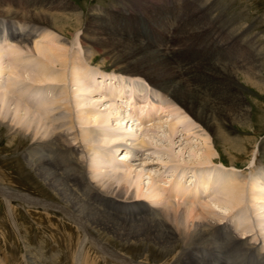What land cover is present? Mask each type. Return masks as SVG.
I'll return each instance as SVG.
<instances>
[{
  "label": "bare ground",
  "instance_id": "obj_1",
  "mask_svg": "<svg viewBox=\"0 0 264 264\" xmlns=\"http://www.w3.org/2000/svg\"><path fill=\"white\" fill-rule=\"evenodd\" d=\"M130 1V3H134V6L136 5L140 9L155 6L153 21L156 20L157 23L162 22L166 25L168 33L171 31L178 16L179 30L177 33L182 43L179 42L177 46L169 44L167 42L168 33H166L162 36L166 39L160 42L154 50L143 43H137V40L130 41V37V40L128 38L124 39L123 35L120 36L121 34L119 35L121 38L113 37L100 26L106 14H100L102 11L99 14H94V16L91 14L85 25L84 34L86 38L80 41L82 55H84L87 64L95 60L96 49L92 42L104 46L108 49V54L116 58L113 65L114 70L124 75L120 76L121 90H123V96L121 97H124L129 90L131 93L128 95V99L132 98L138 91L148 96L147 88L149 86H147V82L151 81L149 83L154 84V89L149 88L150 95L153 104L158 106L159 109L155 108L156 112H154V108L151 111H145L143 107H140L137 116L134 117L130 109L132 105L127 99L128 103L125 101L126 105L122 104L125 108L122 107V109L124 112L130 111L126 113L133 117L132 121L127 116L124 117L120 108L109 107L111 110L109 115L116 111V114L122 117L120 122H126L122 143L116 145V148L121 150V154L118 156H123L122 158L125 160L128 158L131 162H137L142 153L140 148L143 149L148 144L149 139L153 143L158 144L159 139L162 138V135L158 133H164L163 135L172 138L174 134L180 131L179 126L181 124L187 125L186 123L192 114L197 120L204 123V126L210 129L216 138L222 140L223 144H228V147L226 146L227 153L231 155V150H234V153L238 152L241 146L239 142L242 139L237 137L232 130H228L227 126L229 124L249 122L252 110L249 109L243 99V91L241 86L238 85L239 76L243 73L247 80H252L253 85L258 86L260 83L264 85V80L259 77V75L263 74L259 57L261 55L264 57V52L258 51L257 56L252 44L242 45L240 43L242 40H239L238 29L232 30L215 26L216 19L213 16L215 15V10L212 11L211 8L216 5V0ZM24 2L26 4L32 1L24 0ZM25 6L26 8L29 7L27 4ZM0 8L2 9L1 5ZM33 8H36V5ZM42 11L27 9L23 12L17 9L14 11L2 10L0 12L1 17L12 18L9 21L10 26L7 27L10 30V38L8 35L0 33V78L4 75V80L6 79L5 82L3 80V83L1 82L0 84V128L6 130L9 138H18L20 142L27 144L23 152L24 159L36 176L55 194L57 199L53 200V197V199L47 200L43 199L42 196L37 197L24 191L18 192L15 189L11 190L4 186L5 184L1 185V183L0 195L5 197L9 204L11 201L19 199L31 205L42 206L47 210L57 209V211L65 212L69 215L76 224L77 230H79V238L75 236L73 229H69L68 233L64 231L62 233L59 226L55 225L57 223L54 220L51 221L50 219L47 227L50 228L51 236L57 243H61L64 248L66 247L64 244L68 243L67 248L72 253V257L74 256L73 260L77 262L76 264H98L92 255V252L96 251V247V252L104 254L106 262L108 261L107 264H224L215 263L213 260L206 262L204 258L199 257L196 253L194 254V249L197 245L212 243L211 236L214 235L216 227L219 229L220 235L222 233L231 241L235 243L240 241L247 246L244 249L243 247L245 246L240 247L238 245V248H242L246 252L252 248L256 253L255 264H264V249L259 250L257 243L252 242L251 245V242L246 239L247 237L239 236L232 228L233 226L225 223L227 215L221 214L223 210L221 213L219 212L220 210H216V208H221V202H215L212 198L206 200L205 203H201L203 202L202 200L198 201V197L204 193L207 194L211 187H214L216 193L223 192L225 196L232 197L230 200L239 197V195L240 199H242L240 186L242 183L246 185L248 180L252 182V178H248L249 175H240L241 177L220 181L217 179L212 180L211 172H208L206 177H202V180H199L200 182L194 187V191L189 192L190 198L188 199L190 200L187 199L186 202H183L185 204L183 207V204L169 200V198H177L183 201V196L186 195L185 190L188 191L189 187L187 188V184L181 183L182 180H178L175 185L173 183L174 186L169 189L164 186L162 188L164 192L160 190L161 187L159 188L155 184L149 192L145 193H143L141 188L137 187L136 195H146L147 197L155 198L152 204H148L143 200L133 199L134 196L130 193V186L134 183L129 180L132 169L120 174L118 172L112 173V170L107 171V166L112 163L114 155H106V149L103 150L101 146H96V143L109 136L111 137L110 141H112L113 135L107 131L99 133L91 125L99 122L106 124L111 115L99 114L88 109H81L82 112L78 111L76 113L74 103L71 99L69 100L71 92L68 90V82L70 79L79 83V91H90V95L85 96L86 99L83 98L81 99L82 101L76 100L78 105H83L85 104L84 101L92 99L91 94L93 93L91 89L92 83L87 79L88 74L84 68L86 64L83 67L75 62L76 57L73 55L75 52L73 51L74 46L80 44L77 30L80 28L78 26L83 19V13L81 10H73L70 11L71 15H54L43 13ZM182 12H186V14ZM160 14H163V17L158 20ZM71 21H76L77 24H71ZM104 21L106 22V20ZM110 22L112 23V20ZM41 23L54 25L58 33L53 35L52 31L45 26L43 27ZM131 25H133V22L126 23V26ZM2 30H5V28H0V32ZM118 31L121 32L120 30ZM163 31H165L164 27ZM206 31L208 33L204 34ZM63 34H67V37L68 35L74 36L69 40ZM191 34H196L197 37L202 38L198 40L196 38L195 42L190 43L193 39L190 38ZM185 37L187 38L186 41L184 40ZM13 39H17L20 42H17L12 49L9 48L10 50L6 48L8 51L2 50L6 46H12ZM253 40H256V38ZM41 41L44 43L40 44ZM184 41L185 43H183ZM253 45L255 46V42H253ZM183 46L186 49H192L193 46V48L200 46L205 48V50L203 49L204 52H196V60L193 59L197 63H203L200 73H197L194 68L184 67L183 63L167 67L169 65L163 58V54L171 55V53H176L175 48L178 49ZM28 50L32 53L25 54V52L28 53ZM43 60H47L46 63L49 65ZM42 62L48 67H50V64H56L61 68L56 67L57 69H54L53 72H51L52 70L49 71L50 73L45 72L46 70L40 71L41 74L33 70L37 72L38 77L32 78V82L43 83L44 85L46 81H52L64 83V85L54 86L52 89L56 93L51 98L46 97L45 93L42 94L44 91L40 89H32L28 96L31 97L32 92H34L35 95H40V97L37 100L34 97L28 99L25 95H27L26 93L29 91L31 84L26 83V78L29 76L27 73L33 67L40 70L43 65ZM45 69L48 70V68ZM129 77H136L137 79L127 83L124 79H130ZM224 78L229 80L232 87L223 89L221 80ZM71 83L73 84V82ZM61 88L63 89L62 91H60ZM102 96H104L103 93L101 98H99L100 101H102ZM30 100L33 101L31 102ZM63 100L65 102L61 103ZM174 104L175 106L179 104L182 110L172 109L170 111ZM101 105L108 107L105 102ZM157 114H159V117L155 118ZM154 118L155 121L157 120L156 123ZM163 120L164 122H162ZM149 123H155V125L149 131H144L145 127L150 126L148 125ZM187 126L189 128V125ZM81 127L84 129H81ZM155 130L158 131L157 135H154ZM152 133L154 134L151 135ZM133 142H135L134 145H130ZM207 142L206 140L204 144H207ZM166 153L170 157L172 156L170 151H166ZM216 154H218L216 148L210 145L200 154L201 157L199 155L196 160H200L201 163H214V155ZM89 156L92 157L91 164H89ZM231 157H233L231 166L234 167L236 166L234 155H231ZM255 163L253 168H250V175H258L261 180L260 184L264 187V177L261 175L262 170L256 169L261 161L256 160ZM168 176L170 178L173 174ZM239 178L241 180L238 181L237 179ZM120 180H123V182L121 183ZM236 181L240 182V186H235ZM253 183H255L254 180ZM13 184L15 185V183ZM262 186L261 189L264 190ZM11 187L16 188L12 185ZM165 191L168 194L170 193L168 197ZM162 195L165 196L162 197ZM255 198L264 200V191L260 192V194L257 193ZM89 202L92 206L86 207V203L89 204ZM236 205L237 202H231L230 205L226 204L225 206L235 207ZM255 206L260 209L263 208L258 204ZM9 208L11 209V207ZM14 219L13 222L18 226L17 222L19 220L16 219L17 222H15ZM260 220L263 224L264 218L261 217ZM247 228L249 227L244 230H247ZM259 230L261 229L259 228ZM226 236L224 237L226 238ZM112 239L115 242H112ZM117 241L120 242L122 247H125L124 250L115 248L114 245L118 243ZM126 249L128 251L125 253ZM132 256L140 259L137 260ZM36 259V256L30 253L26 262L27 264H37ZM44 262L42 264H48V260ZM0 264H7V262L0 260Z\"/></svg>",
  "mask_w": 264,
  "mask_h": 264
},
{
  "label": "rangeland",
  "instance_id": "obj_2",
  "mask_svg": "<svg viewBox=\"0 0 264 264\" xmlns=\"http://www.w3.org/2000/svg\"><path fill=\"white\" fill-rule=\"evenodd\" d=\"M25 1H32L31 3H26L27 5H29V7L27 8L25 6L26 4L24 0H0V5L2 6V9L0 8V12L2 10H13L14 11L17 9L24 12L27 9H30V10L36 9V10H41V11L43 10L42 11L43 13H51L54 15H57V14L71 15L70 11H73V10L80 11L81 10L83 13V19L81 20L80 25L78 26V28L80 27L79 30H77V34L79 35L78 36L79 42L81 41V39L86 38L84 34L85 25L88 22L89 18L91 17V14L94 16V14H97V13L99 14L101 11L102 12L100 14H104V15L106 14V15L104 16L103 20L101 19L102 24H100V26L103 27L107 31L108 34L113 35V37L121 38L120 36L123 35L124 39L125 38H128V40L131 39L130 41L137 40L136 41L137 43L139 42L143 43L147 45L149 48L155 50L157 48V45L160 42H162L164 39H166L162 37L164 36L163 34L168 33L166 25H164L162 22L157 23L156 20L153 21V12L155 10V6L152 8L140 9V8H137L136 5L134 6V3H130L131 2L130 0H55V1L54 0H47V1L46 0H25ZM124 1L126 2V5ZM9 3L10 5H8ZM62 3L64 6L62 5ZM34 5H36V8H33ZM216 5L211 8L212 11L215 10V15L213 16H215L214 19H216L215 21L216 27L218 28L225 27V28H230L232 30L238 29L239 40L240 41L242 40L240 42L242 43V45L252 44L254 52L255 53L257 52L256 54L257 56H258V51L264 52V0H221V1L216 0ZM41 7H43V9H41ZM57 7H60V8H57ZM123 10L133 11L135 14L139 15V19H136L135 21V24H137V29L135 32L132 26H126L127 22L131 23L132 21L125 20L123 13H122ZM182 13L186 14V12H182ZM144 15L148 16L149 18L148 21L150 23L152 22V24L155 25L157 29V33H158L157 35L159 38L158 43L152 42V40L149 37H142L141 32L143 31L145 32L148 30V26L146 22H144L143 20ZM162 17H163V14H160L158 20H160V18ZM177 18H176L177 20L174 21L171 31H169L168 33V39H167V42L173 46H177L180 42L178 38V33H177V31L179 30V17L177 16ZM10 19L12 18L0 16V21L7 20L9 22ZM104 20H106V22ZM111 20H112V23L110 22ZM82 23H83V26H82ZM41 24L43 27L45 26L48 29H50L53 35L54 33L55 34L58 33L54 25L53 26L47 25L45 23H41ZM71 24L76 25L77 23L76 21H71ZM180 24L182 23L180 22ZM163 27L165 28L166 32L163 31ZM142 28H144V30ZM118 30H120L121 32H119ZM206 33H208V31L204 32V34ZM63 36L71 40L74 35L73 36L68 35L67 37V34H63ZM190 38H193L192 41H190V43H193L196 40L201 39L202 37H197L196 34H191ZM255 38L257 42L256 40H253ZM186 39L187 38L185 37L184 40L186 41ZM13 40L14 42L12 43V46H6L2 48V50L8 51L7 49L9 48L12 49L17 44V42H20L17 39H13ZM185 41L183 43H185ZM253 42H255V46L253 45ZM43 43L44 42L42 41L40 42V44H43ZM92 43L94 44L95 49H96L95 60L87 64V62L85 61L84 55H82L83 52H82V46L80 42L79 45L76 44L74 46L73 51L75 52L73 55L76 57L74 61L79 63L83 67L86 64L84 68L87 74L89 73V69H88L89 66H91L90 68L91 72L92 71L95 72L97 70H103V71L110 73L111 76L109 80L111 79L110 81H115V80L119 81V85L115 87V88H118L117 90H113V89L108 90L107 85L101 84V83L107 82L108 81L107 79L105 80L101 77L99 78L97 77L96 79V77L94 78L93 75L88 74L87 79H89V81H91L92 83L91 89L93 93L91 95H92L93 100L87 99L86 101H84L85 104L78 105L76 100L78 101L83 98L86 99V97L90 95V91L89 92L79 91L78 90L79 83L70 79L68 82V90L69 92H71L69 95V100L71 99V101L74 103L75 112L78 113V111L80 112L81 109H88L90 111L91 110L95 111L99 114L109 115L111 111L109 107L113 106L116 108L117 107L120 108L122 110V114L124 115V117L127 116L129 119H132L133 121V117L127 115V113L123 111L122 107L123 108L125 107L115 102L116 101L115 98L119 97L122 99L121 104L126 105V103H128L126 101L127 100L126 97L125 98L121 97L123 96V90H121L120 76L123 74L120 72H117L113 68L116 58L108 54V49L105 48L104 46L97 44L95 42H92ZM180 43H182V41ZM193 47L192 49L190 48L186 49L185 46L179 47L178 49L175 48L176 53H173V54L171 53L172 56L174 55L173 57L170 54H166V55L163 54L164 55L163 58L167 61L169 65L167 67L178 65L179 63H183L184 67L194 68V70L197 73H200L203 67V63L198 62L199 63L198 64L194 60H196L195 58L197 57L196 52L198 51L204 52L203 49L205 50V48L202 46L196 47V48H193ZM30 53H32L30 50H28V53L25 52V54H30ZM5 56L7 57V54ZM261 56L259 57V61L261 60L263 74H264V68H263L264 67V57L263 55ZM77 59L79 60V62ZM43 61H45L46 63L47 60H43ZM42 63L43 65L41 66V68L39 67L40 70L34 69L33 67V69L30 68L29 73H27L29 75L28 76L29 79H27L28 77L26 76L27 77L26 83L31 84V86H29L30 88L29 91L26 93L27 95H25V97H27L28 99L34 97L35 100H37L40 97V95H35L34 92H32L33 96L32 94H31V97L28 96V94L32 91V89L33 90L40 89L44 91L42 94L45 93L44 95L46 97L51 98L56 93V91H54V89L52 88L54 86L64 85V83L62 84L60 82H52V81H46L44 85L43 83L39 84V83L32 82L33 80L32 78L34 79L36 78L37 72H39L38 74H41L40 71L46 70L45 72L50 73L49 71L51 70H52L51 72H53L54 69L61 68L56 64L55 65L50 64V67H48L49 65L48 63H46L48 64L47 66L44 64V62ZM45 68H48V70ZM33 70H36L37 72ZM114 74H117V75H114ZM263 74L259 75V77L262 80H264ZM239 77L240 78L238 80L239 81L238 85L241 86V89L243 91V96H244L243 99L245 103L248 105L249 109L250 110L252 109V110L250 112L249 122L247 123L240 122L237 124H229L227 126L228 130L230 131L232 130L233 133L236 134L237 137H240V139H242V141L239 142V144L241 145L239 147V151L235 153H234V150L230 151L231 155H234V158H235L234 163L236 166L234 167L231 166V160L233 157H231L230 153H227L226 148L228 147V144H223L222 140L216 138L214 134H212L213 132L210 129H208L206 126H204V123L197 120L193 114L190 116L188 122L186 123L187 125H189V128L187 125L181 124L179 126L180 131L174 134L172 138H169L167 135H163L164 133H158V131L155 130V134L152 133L151 135L153 134L157 135L158 133L162 135L163 139L162 138L159 139L158 144L153 143L152 140L149 139L148 144L144 146L143 148V151L144 149L145 151L144 152L142 151L141 156L138 158L139 160H137V162L135 161L131 162L128 160V158L127 160H125L124 158H122L123 156L122 157L118 156L119 154H121V150H118L116 148V145L122 143L121 140H122V137H124L126 122H123V121L122 123L120 122V118L122 117H119L120 115L116 114V111H114L112 115L110 114L111 116L109 115L111 118L108 120V123L106 124H101L100 122L93 123L91 126L99 133H103L104 131H107L113 135L112 141H110L111 137L109 136V137H104V139L106 140L103 139L101 140L102 142L100 141L96 143L97 144L96 146L98 147L101 146L103 150L106 149L105 151L106 155H114V157H112V163L107 166V171L112 170L111 171L112 173L118 172V174H120L126 170L132 169L130 173L131 177L129 178V180L132 183L133 182L134 183L133 185L130 186V193L134 196L133 199L134 198L137 200L140 199V200L147 202L148 204H152L155 198L147 197L146 195L145 196L136 195L137 187L141 188L143 190V193H145V192H149L151 187L154 186V184L157 185L159 188L161 187L160 190H162L164 186L165 188L169 189L170 187L177 184L176 182H178V180H182L181 183L185 185L187 184L186 185L187 188L189 187L188 191L185 190L186 195L183 196L184 197L183 201L177 198H169V200L174 201L175 203L179 202L180 204H183V202H186L187 199L190 198L189 192L194 191V187L198 185V182H200L199 180H202V177H206L208 172H211V176L213 177L212 180L217 179L220 181L227 180L233 177L235 178L241 177L246 174L249 175L248 178L249 179L252 178L251 179L252 182L248 180L246 185L245 184L243 185L242 183L240 186V182H238L239 180H241L240 178L237 179L238 181H236L235 186H238V185L240 186V190L242 193V196H241L242 199H240V195H239V197H236L230 200V198L232 197L229 198V196H225L224 195L225 193L223 192L216 193L214 190V187H211L207 194L204 193L203 195L201 194L202 196L198 197V201L202 200L203 202L201 203H205L206 200H209L212 198L215 202L216 201L221 202L220 203L221 208H216V210L217 211L220 210L219 211L220 213L223 210L221 214L227 215L225 223H228L231 226H233L232 228L235 230V232L239 236H243L245 238L247 237L246 239L251 242V245H252V242L257 243L258 249L262 250V248L264 249V233L262 234V232H264L263 230L264 222L262 224L260 219L261 217L264 218V200L263 199L257 200L255 198V195L257 193L260 194V192L262 193L264 190L261 189L262 185L260 184L261 182L260 177L258 175H255L254 173H253L254 175H250V170L256 164L255 163L256 160H260L261 163H259V167L256 169H261L262 170L261 175L262 177H264V85L262 83L258 84V86L255 84L253 85L252 80L250 79L247 80L243 73ZM0 80H1L0 84L1 82L3 83L4 75H2ZM124 80L127 83L132 82L131 79H129L128 81L127 79H124ZM5 81L6 79L4 80V82ZM70 81L73 82V84ZM221 81L223 83V86H222L223 89L227 87H232V84L230 85V82L228 79L224 78ZM149 82H147V85L150 86V88H153L154 84L149 83ZM205 82H209V81H205ZM62 90L63 89L61 88L60 91ZM126 90L128 89L126 88ZM102 93L104 94V96H102V101H100L99 98H101ZM119 94H122V95H119ZM170 95L169 97H171ZM108 98L110 99V101ZM94 100L96 101L94 102ZM30 101L32 102L33 100H30ZM64 102L65 100L61 101V103H64ZM104 102L108 104V107L101 105ZM155 108L158 109V106H155ZM155 108L153 109L154 112H156ZM172 109L182 110L179 104L176 106L174 104L170 111H172ZM155 118H157L156 115H155ZM155 118H154V122L156 123L157 120L155 121ZM162 122H164V120ZM155 123H152L150 126L145 127L146 129L144 131H149L150 128L152 129ZM81 129H84V128L81 127ZM206 140L208 142L207 144H204L206 143ZM134 143L135 142L131 143L130 145H134ZM26 145H25V142H22V141L20 142V139L18 138L17 139L9 138V135L7 134L6 130L4 128H0V183L1 185L5 184L4 186L10 188L11 190L15 189L18 192L24 191L25 193L33 194L34 196L36 195L37 197L42 196L43 199L51 200L54 197L53 200H56L57 197L55 196V194L52 191H50V189L46 187L45 184L36 176V174L28 166L26 160L24 159L23 152L25 151L24 149L26 148ZM206 145L214 146V148H216L217 150L218 154L214 155V160H215L214 163H201L200 160L199 161L196 160V158H199V155L205 151L207 147ZM166 151H170V153L172 154L171 156L172 158L170 157L169 154L166 153ZM91 159L92 157L89 156V161H90L89 164H91V161H92ZM220 165H224V166H220ZM29 168L31 169V171ZM238 168L242 170V172ZM169 174L171 175L173 174V176H170L169 178L168 176ZM253 180L255 181V183H253ZM120 182L122 183L123 180H120ZM13 183H15V185ZM11 185L16 188L11 187ZM19 186L23 190L22 189L20 190ZM166 192L167 191H165V193ZM168 195H170V193L169 194L166 193L167 197ZM164 196L165 195H162V197ZM223 200L225 201L223 202ZM231 202L232 203L237 202V205L235 207L225 206L226 204L230 205ZM257 204L259 206H262L263 208L260 209L257 206H255ZM184 205L185 204H183V207ZM90 206H92L90 202L89 204L86 203V207H90ZM9 207H11V209ZM84 209L86 210V208ZM245 211L246 213H244ZM13 212L14 213L16 212L17 214L16 213L14 214ZM13 218H15L14 219L15 222L19 220L17 222L18 226H16L15 223L13 222ZM50 219L51 221L54 220V222L57 223L55 225L59 226V229L61 232L64 231L65 233H68L69 229H73V233L75 231L74 233L75 236L79 238L80 234H79V230H77L78 228L76 224L73 222V219L70 218L69 215H67L65 212H59L57 211V209L47 210V209H44V207L42 206L31 205L30 203L21 201L19 199H15L14 201H11V203L9 204L7 200L5 199V197L0 195V260L2 262L6 261L7 264H27L26 261L29 258V254L31 253L32 255L36 256L37 264H42V262L47 261V260H48L47 262L48 264H76L77 262L73 260L74 256L72 257V253L67 248L68 243L64 244L66 246L65 247L66 249H65L61 243H57V241H55L52 238L51 233H50L51 232L50 228L47 227V225H49L48 221L50 222ZM259 223L261 226L259 225ZM246 227H249V228H247V230H244L246 229ZM259 228L261 230H259ZM217 229L218 228L216 227L214 230L215 233L213 231L214 235L211 236L212 243L205 244V245H197L198 247L197 246L195 247L194 254L196 253L199 257L204 258L206 262H209V260H213L215 263L216 262L222 263L221 258L228 257L227 253H230L229 262L227 261V263L229 264H247L246 260H249L251 264H255L256 253L254 252V250H252V248L249 249L250 251L246 252L244 250L247 247L245 246V243H241L240 241H239L240 243L239 242L235 243L231 241L226 235L222 233L220 235L219 229L218 230ZM224 236H226V238ZM50 241H53V242H50ZM111 241L115 242V240L113 239ZM117 242H116L117 246L114 245L115 248H118L117 250L119 249L124 250L125 247L124 246L122 247L119 241ZM259 244L261 246H259ZM238 245H240V247L241 246H245V247H243L244 249L238 248ZM95 249L97 251V247ZM235 250H239V251H235ZM96 251L94 250V252H92L93 259H96L98 264H107L108 261L106 262V259L104 258V254L100 252H96ZM126 251L128 250L126 249L124 252L126 253ZM133 258L137 260L140 259L137 257H133Z\"/></svg>",
  "mask_w": 264,
  "mask_h": 264
}]
</instances>
